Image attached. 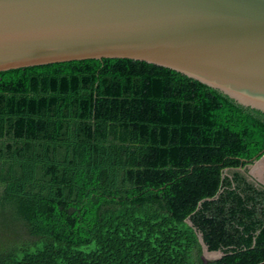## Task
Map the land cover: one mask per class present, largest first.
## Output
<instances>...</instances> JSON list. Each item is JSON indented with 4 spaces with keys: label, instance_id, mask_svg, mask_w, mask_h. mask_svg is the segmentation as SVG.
Segmentation results:
<instances>
[{
    "label": "trees",
    "instance_id": "16d2710c",
    "mask_svg": "<svg viewBox=\"0 0 264 264\" xmlns=\"http://www.w3.org/2000/svg\"><path fill=\"white\" fill-rule=\"evenodd\" d=\"M263 151L264 113L170 69L0 72V264H262Z\"/></svg>",
    "mask_w": 264,
    "mask_h": 264
},
{
    "label": "water",
    "instance_id": "95a60500",
    "mask_svg": "<svg viewBox=\"0 0 264 264\" xmlns=\"http://www.w3.org/2000/svg\"><path fill=\"white\" fill-rule=\"evenodd\" d=\"M102 59L170 69L264 113V0H0V72Z\"/></svg>",
    "mask_w": 264,
    "mask_h": 264
},
{
    "label": "rangeland",
    "instance_id": "374dc122",
    "mask_svg": "<svg viewBox=\"0 0 264 264\" xmlns=\"http://www.w3.org/2000/svg\"><path fill=\"white\" fill-rule=\"evenodd\" d=\"M251 167H249V169H251ZM254 180L255 181H259V182H264V169L262 171L257 172V170L254 172ZM204 259H206L207 261H212V260H216L217 258L220 257L219 254H207L205 256H203Z\"/></svg>",
    "mask_w": 264,
    "mask_h": 264
},
{
    "label": "bare ground",
    "instance_id": "6f19581e",
    "mask_svg": "<svg viewBox=\"0 0 264 264\" xmlns=\"http://www.w3.org/2000/svg\"><path fill=\"white\" fill-rule=\"evenodd\" d=\"M263 169H264V162L259 163L255 170H257V172H259V171H262Z\"/></svg>",
    "mask_w": 264,
    "mask_h": 264
},
{
    "label": "flooded vegetation",
    "instance_id": "af4514ba",
    "mask_svg": "<svg viewBox=\"0 0 264 264\" xmlns=\"http://www.w3.org/2000/svg\"><path fill=\"white\" fill-rule=\"evenodd\" d=\"M262 264H264V263H262Z\"/></svg>",
    "mask_w": 264,
    "mask_h": 264
}]
</instances>
